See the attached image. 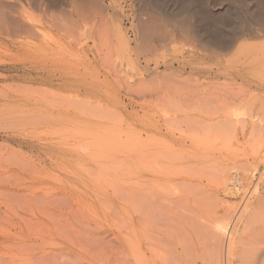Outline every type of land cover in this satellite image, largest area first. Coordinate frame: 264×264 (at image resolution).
<instances>
[{
    "label": "bare ground",
    "instance_id": "1",
    "mask_svg": "<svg viewBox=\"0 0 264 264\" xmlns=\"http://www.w3.org/2000/svg\"><path fill=\"white\" fill-rule=\"evenodd\" d=\"M24 1L64 34L59 16L79 2L74 24L131 102L158 100L160 120L143 130L120 252L118 236L71 220L62 120L24 113L25 99L0 104V264H264V0H140V16L113 30V1ZM159 17L193 39L188 53L155 54L170 42Z\"/></svg>",
    "mask_w": 264,
    "mask_h": 264
},
{
    "label": "rangeland",
    "instance_id": "2",
    "mask_svg": "<svg viewBox=\"0 0 264 264\" xmlns=\"http://www.w3.org/2000/svg\"><path fill=\"white\" fill-rule=\"evenodd\" d=\"M106 1H113L111 30L117 26L127 29L140 16V0ZM163 1L167 8H175L172 0ZM69 4L59 22L73 32L64 34L55 32L49 16L32 2L0 0V104L25 99L29 105L24 113L38 111L62 120L71 220H78L84 230L112 235L109 239L118 236L114 248L124 252L128 188L133 175L140 173L142 165L137 160L150 138L143 130L160 120L156 104H150L158 100H129V86L121 82L109 62L103 64L99 48L83 34L81 24H74L80 3ZM212 4L216 10L220 8L219 1L212 0ZM159 19L170 42L155 54L170 58L188 53L193 39ZM127 36L135 38L133 31ZM132 48L137 49L135 44ZM138 52L127 55L125 66L129 72L136 69L134 76L137 58L144 57ZM5 76L11 79L4 81ZM135 81L129 80L131 84ZM137 136H142L141 143H136Z\"/></svg>",
    "mask_w": 264,
    "mask_h": 264
}]
</instances>
